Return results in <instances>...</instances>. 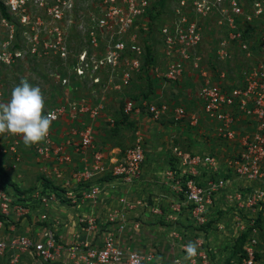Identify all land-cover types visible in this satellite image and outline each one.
I'll use <instances>...</instances> for the list:
<instances>
[{"label": "built area", "instance_id": "built-area-1", "mask_svg": "<svg viewBox=\"0 0 264 264\" xmlns=\"http://www.w3.org/2000/svg\"><path fill=\"white\" fill-rule=\"evenodd\" d=\"M35 1L0 0L5 10V14L0 10V39L3 38L1 27L8 26L13 16L19 17L23 25L28 24L30 4ZM151 1H104L105 8L94 21L97 30L88 33V48L67 68L73 76L82 79L88 75L93 85H99L102 81L96 75L107 72L110 83L115 79L119 88H128L143 71L157 73L159 67L155 65L154 56L145 64L147 41L139 38L141 31H132L141 16L149 19L146 24H152ZM250 1L251 8L244 0H182L172 20L160 28L164 77L174 83L191 79L190 91L199 114L144 98H129L124 112L127 115L145 113L156 121L164 117L175 123L188 120L191 126H198L200 117L213 123L217 140L232 147L233 151L225 167H221L212 154L189 153L173 147L165 182L175 199L170 211L175 215L185 212L189 223L201 229L210 220L209 208L214 199L223 189L231 187V203L237 208V230L239 236L245 235L238 264H264V0ZM57 8L49 10L55 24L61 19V11ZM183 8H191L192 12L189 9L181 12ZM192 13L204 18L215 16V26L222 31L213 49L218 60L232 61L236 50L243 54L246 62L235 60L237 85L225 84L230 77L227 69H217L213 74L212 67L204 62L198 49L203 37L202 26ZM53 29L50 31L52 38L45 41V47L54 49L63 58L66 56L62 52L65 50L63 38L58 28ZM8 44L6 41L2 45L6 48ZM35 52L33 48L32 53ZM21 55L20 51H3L0 61L10 63L13 56ZM51 71L70 93L79 89L78 84L69 83L63 68L55 67ZM0 103H3L1 94ZM102 109V105H92L82 96L45 113L51 119L50 128L47 136L34 144L33 151L43 166L48 162L57 164L54 170L59 183L47 180V184L42 183L33 190L21 188L18 192L12 186H4L0 177V260L5 264H25L28 256L40 264H164L162 255L153 247L146 252L132 248L124 238L127 224H117V220L110 218L112 216L104 222L94 213L83 216L78 232L69 239L58 232L53 218L55 207L95 203L102 191L99 184L108 174L128 185L141 178L145 161L142 135L138 134L125 156L119 153L108 156L97 149L94 129L85 123L72 125L65 131L62 141L56 140L55 123L79 115L96 120ZM22 142L21 134L0 133V158L10 159L13 170H18L23 161ZM77 157L81 159L79 163ZM70 164L77 170L64 176L62 166ZM121 203L129 209L134 206L123 198ZM151 212L164 216L157 204ZM172 214H167V218L176 221ZM17 224L21 230H17ZM196 244L195 254L189 256L186 245L182 246L181 253L171 264H214L210 245L201 240Z\"/></svg>", "mask_w": 264, "mask_h": 264}, {"label": "rangeland", "instance_id": "rangeland-1", "mask_svg": "<svg viewBox=\"0 0 264 264\" xmlns=\"http://www.w3.org/2000/svg\"><path fill=\"white\" fill-rule=\"evenodd\" d=\"M104 1L106 0H36L30 4L31 6L29 5L28 24L23 25L19 17L13 16L8 26L1 27L3 38L0 39V52L20 51L22 53L18 58L13 56L10 63L0 61V94L3 103H6L10 98L12 89L21 80H25L41 89L44 100L42 114L47 113L55 106L77 100L82 96H86L92 105H102L103 109L96 120L89 116L79 115L76 118L65 117L61 121H66L67 126H81L83 123L91 125L94 129L97 149L105 152L108 156L110 155L109 152L115 148L120 149V156H125L127 150L133 146L138 134L142 135L144 138L145 161L139 179L140 184H138L139 181L133 185L123 184L111 174L106 175L103 179L107 183L104 184L102 181L99 184L102 188L99 198L95 203H91L93 202L91 201L84 204L90 209V211L87 209L89 212L87 213L97 214L96 218L102 222L112 216L110 218L117 220V224L121 222L127 224L124 238L128 241V244L142 252H146L153 247L162 255L164 264H171L172 259L181 253L182 246L187 245L189 242L194 243L196 247L197 240L210 245L214 252L212 254L214 264H238L239 257L237 255H239V251H235V243L240 237V233L237 230L238 224L234 219L237 216V208L233 203L229 204L226 201L228 200L226 196L229 197L228 194L233 193L232 188L222 190H228L225 192L224 197L221 196L225 200L222 198L216 205L214 203V208L210 211V220L201 229L189 223L185 212L178 215L172 214L167 204H173L175 199L165 182L172 148L177 144L170 136L168 137L170 132L165 131L164 122L149 119L143 115H127L124 112L125 103L129 98L136 100L147 98L153 92L154 84L158 89L166 83L177 88H170L171 96L169 97L171 101L167 105L172 108L185 105L182 104L181 98L186 96L187 91L190 93V90L181 81L174 83L165 79L163 45L159 37L160 28L172 20L176 10L181 6L182 0H152L149 5L157 4L161 9H158L151 25L146 24L149 22L148 18H143V16L137 18L132 31L137 33L141 31L140 36L138 35L139 38L142 42L146 40L150 44V50L159 71L155 74L143 71L141 75L134 78L133 84L128 88H119L115 79L114 82L110 83L107 72L101 75L97 74L96 76L100 77L102 82L99 85H93L94 83L88 75L85 78L77 79L67 69L68 66L77 61V55L88 48V33L89 31L94 33L97 30L94 21L103 12L105 8ZM208 1L212 2L213 0ZM244 2L247 5L250 4L249 8H251L250 0H244ZM56 6L61 11V19L56 20L57 24L52 22V15L49 12ZM188 6H190V3ZM188 9L192 12L191 8H183L181 12L188 11ZM149 11L153 12L151 9ZM193 16L202 26L203 37L198 49L204 62L208 66H211L212 63L218 66L222 62L217 58L213 59L212 52L216 43L221 39L222 31L218 29V26H215V16L211 15L205 18L194 14ZM53 28H58L63 38L65 50H62V52L66 53L63 58L59 57L54 49L50 50L45 47V41L52 38L50 31L53 32ZM10 34H13V38H10ZM6 41L10 44L4 48L2 44ZM33 48L36 49L35 53H32ZM233 61L224 63L223 70L228 67L234 77V70H237V67L231 66ZM55 67L63 68L69 83L72 86L78 84L79 89L70 93L69 88L59 83L57 77L52 75L51 69ZM194 109L195 112H198L197 108ZM200 123L207 126V122L201 117ZM98 124H101V126L96 129ZM66 133H60L62 139L59 140L55 137L56 140L62 141ZM33 146L34 144L25 145L22 142L20 151L23 155V161L18 170L11 169L10 159L0 158V166L4 169L8 179L19 188L29 191L37 188L38 185H42V183L47 184L45 182L47 180L52 184L59 183L54 170V166L57 164L48 162L49 164L43 166L38 162ZM89 157L91 159V154ZM80 161L81 159L77 157L76 162L79 163ZM72 170H77L74 168V164L62 166L64 176H68ZM80 186L79 184L75 190L79 191ZM122 198L127 203L134 204L133 208L129 209V206H123V203H121ZM138 202H141V204H138ZM156 204L159 205L161 212H164V216L151 212V208ZM56 208L53 209V214ZM166 212L175 215L176 221L167 218ZM83 216L86 215L78 218V225L80 218ZM218 223H220L219 226H223V229L216 228ZM137 225L138 228L135 227ZM16 228L21 230L18 224ZM23 229L25 230V227ZM66 239H69V237ZM219 251L224 253L219 255ZM25 261V264H40L31 256L25 258ZM0 264H5L4 260H0Z\"/></svg>", "mask_w": 264, "mask_h": 264}, {"label": "crops", "instance_id": "crops-1", "mask_svg": "<svg viewBox=\"0 0 264 264\" xmlns=\"http://www.w3.org/2000/svg\"><path fill=\"white\" fill-rule=\"evenodd\" d=\"M212 56H213V59L216 58L213 55V52H212ZM234 57H235V58H233L234 61L232 60L233 63L231 64V66L234 65L233 67H235V60L237 62H239V61L246 62L243 54H241V52L238 50H236L234 52ZM238 59H239V61H238ZM232 61H230V62H232ZM220 62H222V61H220ZM210 65L213 69L212 70L213 74L216 73L217 69L223 70L225 67L224 62L219 63L218 66H216L215 63H212ZM226 69H227L230 77L228 78L227 81H225V84L229 85V86L237 85L239 83L237 71L234 70L235 76L233 77L231 75V71H229V68L227 67ZM191 83H192L191 79L186 78V79H184L182 84H186L187 85L186 88H188V90H190ZM170 88H175V87L171 84L166 83V84H163L158 89L156 87V84H154V87L152 89L153 92L147 98H144V99L150 100L151 102L156 101L155 103H157V104H168V102L171 101L170 97H169V96H171V93L169 91ZM175 89H177V88H175ZM185 95L187 97L185 96L184 98L183 97L181 98L182 104H185L184 105L185 107L184 106H182V107L186 108L189 113L194 112L195 114H198L199 109L197 108V104H196V102H195V100L191 94V91H190V93H189V91H187V93ZM194 108H197L198 112H195ZM141 115L151 119V116H149L145 113H143ZM134 116H136V115H134ZM202 119H204V118L202 117ZM158 121L164 122L163 123V124H165L164 127H166L165 131L170 132L168 134V137L170 136V138L172 140H174V143L178 145V146L175 145V147L177 146L180 149H182L183 151L189 152V153L212 154V155L217 157L221 167H225L226 160L228 159L229 155L232 153L233 149H232V147H229V146L227 147V146L220 144V142L217 140V138L215 136V133H214L215 131L213 130V123L212 122H207V120H205V122H207V126H208L207 127V126H204L202 123H200L198 126H191L188 120L175 123L169 117H164L163 119L158 120ZM65 122L66 121H60V122L55 123L53 125L54 136L57 137L59 140L62 139V135L60 133L67 131L71 127V126H67L68 124H66ZM163 124H162V126H163ZM100 126H101V124L100 125L98 124L96 129ZM139 128H140V126H139ZM177 140H179V142H177ZM165 141L167 142V140H165ZM119 151H120L119 148H115L109 153H110V155H112L115 153H119ZM169 163H170V161H169ZM169 165L170 164H168V168H169ZM102 181L104 184L107 183V182L105 183L104 179ZM138 184H140V181L138 182ZM226 191H228V190H226ZM226 191H222L219 194V196L216 199H214L212 206L214 205V203L216 205L217 202L220 201L224 197ZM222 195H223V197H221ZM232 195L233 194L231 193V195L228 194L229 197L226 196V198H228V200H226V201L229 204L231 203L230 197ZM223 199L225 200V198H223ZM167 206H169V208H171V205L167 204ZM212 206H211V208H209V216H210V211H212V208H214V206L213 207ZM66 207H67V209L69 208V210L65 209ZM88 208L89 207L86 205L84 206V204H81L77 207H75V206H73V207L72 206H59L56 208V211L53 214V218L55 219L54 222L57 226L59 234L64 235L63 236L64 239H66V238H68V237H70V236H72L78 232L79 225L77 224V220L80 216L87 215L89 213L87 211ZM88 210L90 211V209H88ZM90 214H92V213H90ZM234 219H236V217H234ZM219 225H220V223L216 224V228ZM235 225H234V227H235ZM201 232L203 233V231H201ZM71 233H73V234H71ZM80 235L82 236L83 233H80ZM135 249H136V247H135ZM220 253L223 254L224 252L219 251V255H220Z\"/></svg>", "mask_w": 264, "mask_h": 264}, {"label": "clouds", "instance_id": "clouds-1", "mask_svg": "<svg viewBox=\"0 0 264 264\" xmlns=\"http://www.w3.org/2000/svg\"><path fill=\"white\" fill-rule=\"evenodd\" d=\"M44 100L41 89L21 80L11 91L6 103H0V133L21 134L25 145L42 141L48 134L51 119L42 114ZM187 254L196 252L194 243L186 245Z\"/></svg>", "mask_w": 264, "mask_h": 264}, {"label": "trees", "instance_id": "trees-1", "mask_svg": "<svg viewBox=\"0 0 264 264\" xmlns=\"http://www.w3.org/2000/svg\"><path fill=\"white\" fill-rule=\"evenodd\" d=\"M150 9L153 11V12L149 11L150 21L152 22V21H154L153 18L157 15L158 9L160 10L161 8L157 4H153V6H151ZM0 10H2V12L5 14V10H4L1 3H0ZM149 45H150L149 43H147V42L145 43V49H146L145 64H149L150 61L153 59L152 51L150 50ZM0 177H1V180H2L4 186H7V185L12 186L13 188H15L16 191L21 192V188H19L14 182H12L11 180L8 179L7 174L4 172V170L1 168V166H0ZM244 239H245V235H242L237 239V241L235 243V246H236L235 251H239V254L241 253L242 244H243ZM237 256L239 257V255H237ZM239 263H240V257H239Z\"/></svg>", "mask_w": 264, "mask_h": 264}]
</instances>
